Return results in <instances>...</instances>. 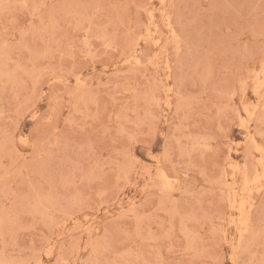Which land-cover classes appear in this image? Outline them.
I'll list each match as a JSON object with an SVG mask.
<instances>
[{
	"label": "rangeland",
	"instance_id": "rangeland-1",
	"mask_svg": "<svg viewBox=\"0 0 264 264\" xmlns=\"http://www.w3.org/2000/svg\"><path fill=\"white\" fill-rule=\"evenodd\" d=\"M0 264H264V0H0Z\"/></svg>",
	"mask_w": 264,
	"mask_h": 264
},
{
	"label": "bare ground",
	"instance_id": "bare-ground-1",
	"mask_svg": "<svg viewBox=\"0 0 264 264\" xmlns=\"http://www.w3.org/2000/svg\"><path fill=\"white\" fill-rule=\"evenodd\" d=\"M254 109H256V108H254ZM244 110H245V111L247 110L246 107H245ZM249 111H250V110H249ZM250 112H251V111H250ZM246 114H248V113H246ZM252 114H254V113H252ZM252 114H251V116H252ZM161 175H162V174H161ZM244 175H245V174H244ZM162 177H163V176H162ZM246 177H247V176H246ZM246 179H247V178H246ZM244 180H245V179H244ZM248 182H249V181H247V183H248ZM244 186H245V184H244ZM234 200H235V199H234ZM233 204H234V203H233ZM241 214H242V213H241ZM241 214H240V215H241ZM242 220H244V219H241V221H242ZM242 222H243V221H242ZM242 222H241V223H242ZM238 231H239V230H238Z\"/></svg>",
	"mask_w": 264,
	"mask_h": 264
}]
</instances>
